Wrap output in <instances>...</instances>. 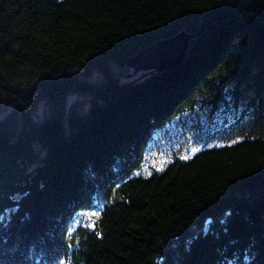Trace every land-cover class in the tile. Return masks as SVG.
<instances>
[{
	"label": "trees",
	"instance_id": "obj_1",
	"mask_svg": "<svg viewBox=\"0 0 264 264\" xmlns=\"http://www.w3.org/2000/svg\"><path fill=\"white\" fill-rule=\"evenodd\" d=\"M181 30L176 66L113 71ZM177 117L246 133L145 173ZM60 262L264 264V0H0V264Z\"/></svg>",
	"mask_w": 264,
	"mask_h": 264
},
{
	"label": "rangeland",
	"instance_id": "obj_2",
	"mask_svg": "<svg viewBox=\"0 0 264 264\" xmlns=\"http://www.w3.org/2000/svg\"><path fill=\"white\" fill-rule=\"evenodd\" d=\"M126 65V64H125ZM114 72H118L122 77L129 76L133 73L132 67L119 68L116 65L112 66ZM140 70L136 71L138 73ZM130 75V76H131ZM88 79H93L89 77ZM75 97L68 96L67 103L69 104ZM46 104L41 101L38 107L33 113L35 119H40L47 113ZM207 129V128H206ZM210 130H216L215 135L207 137L203 134H198L196 129L190 127L189 125H184L179 117L173 119L171 122L166 124L163 128L157 130L152 135V140L148 144L145 150V158L143 159L144 172L147 173L150 168H161L166 162L171 160L175 156L185 157L193 154L200 148L208 147L211 145H219L224 143H229L238 139H241L246 133V128L231 129L228 127V122L219 123L216 128L209 127ZM94 211H83L78 214V217L83 219V222L90 223L92 221V216ZM76 220L74 224H77ZM60 264H65L60 262Z\"/></svg>",
	"mask_w": 264,
	"mask_h": 264
},
{
	"label": "water",
	"instance_id": "obj_3",
	"mask_svg": "<svg viewBox=\"0 0 264 264\" xmlns=\"http://www.w3.org/2000/svg\"><path fill=\"white\" fill-rule=\"evenodd\" d=\"M194 34L181 30L169 37L159 39L126 60V66L138 70H167L180 63L187 52ZM128 75H131L130 73Z\"/></svg>",
	"mask_w": 264,
	"mask_h": 264
},
{
	"label": "snow or ice",
	"instance_id": "obj_4",
	"mask_svg": "<svg viewBox=\"0 0 264 264\" xmlns=\"http://www.w3.org/2000/svg\"><path fill=\"white\" fill-rule=\"evenodd\" d=\"M184 159H188L189 157H187V156H185V157H183Z\"/></svg>",
	"mask_w": 264,
	"mask_h": 264
}]
</instances>
